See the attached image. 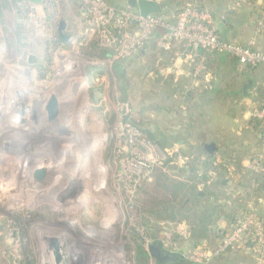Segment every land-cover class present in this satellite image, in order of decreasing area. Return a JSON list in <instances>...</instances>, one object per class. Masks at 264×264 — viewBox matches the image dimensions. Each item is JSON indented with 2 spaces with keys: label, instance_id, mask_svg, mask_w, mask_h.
<instances>
[{
  "label": "rangeland",
  "instance_id": "obj_1",
  "mask_svg": "<svg viewBox=\"0 0 264 264\" xmlns=\"http://www.w3.org/2000/svg\"><path fill=\"white\" fill-rule=\"evenodd\" d=\"M89 1L92 0H0V96L12 86L29 89L32 98L35 93L54 95L63 107L61 114H70L75 120H72L75 125L73 165L92 185L89 194L86 189L81 191L80 185L76 188V193L84 195L78 203L36 204L35 208L42 212L37 211V216L28 218H10V210L0 204V215L10 214L0 219L3 226L0 264H53L43 245L44 236L67 241L71 254L79 258L80 264H139V245L149 253L146 264H158L149 249L153 242H160L170 254L181 255L185 254L181 249L190 244L191 240L184 237L187 235L184 229L177 226L184 221L191 231L194 225L190 221L200 206L194 199L176 198L173 184L190 181L188 166L191 168L195 154L182 147L180 142L187 141L185 138L172 139L171 135L190 126L187 120L193 101L171 94L149 66V53L158 54L157 62H160L158 59L166 61V53L159 54L153 48L151 52L144 49L147 53L142 55V48L130 56L115 59L93 55L99 47L115 44L102 41L101 34H107L108 27L99 26L101 21L89 15ZM173 1L177 4L170 7V12L179 3L190 4L196 0ZM108 3L126 6V0H108ZM166 17L173 23V17ZM61 21L66 40L59 37ZM256 28L260 31L257 24ZM126 31L134 35L144 32L136 25ZM187 56L194 72L195 56ZM94 67L98 70H93ZM159 67L164 74L160 75L167 79L172 70L162 64ZM202 112L189 120L193 123L190 127L196 133L213 134L208 142L215 143L218 158L224 154L222 151L248 158L237 153L236 148L264 155L259 135L253 130L249 133L239 129L242 121V115H237L239 108L234 112L230 106L208 104ZM149 133L156 140L170 144L161 148L148 137ZM237 138L241 141L236 142ZM244 159L242 164L252 168L250 159L246 164ZM235 178L237 173L226 176L225 189L210 188L216 196L206 201L219 206L214 213L211 234L216 230L227 233L234 222L251 210L264 222V207L259 205L264 199L256 202L253 194L236 185ZM208 186L198 188L206 192ZM166 204L180 208L176 218H170L164 208ZM10 225L19 229L21 238V245L15 251L7 234ZM257 253L254 245L250 250H245V246L234 247L228 254V264H264ZM165 260L173 262L170 257Z\"/></svg>",
  "mask_w": 264,
  "mask_h": 264
},
{
  "label": "built area",
  "instance_id": "obj_2",
  "mask_svg": "<svg viewBox=\"0 0 264 264\" xmlns=\"http://www.w3.org/2000/svg\"><path fill=\"white\" fill-rule=\"evenodd\" d=\"M151 1L161 3V0ZM89 2V15L93 16V20L101 21L99 26L108 27L107 34L103 32L101 36L105 44H115L109 47L113 49V59L138 52L148 42L150 36L153 37L154 31L161 28L164 33L159 41L160 46L168 49L172 39L189 46L187 54L195 56L196 59L194 77H201L206 73L205 58H196L200 48L227 53L241 64L264 66V51L252 44L243 46L220 39L211 14L207 10H198L191 3L178 13L175 22L172 23L162 14L142 16L138 10L128 5L117 8L110 5L108 0ZM245 5L257 7L256 24L259 28L263 27L264 0H234L230 10ZM135 25L144 30L142 35L126 31L128 27ZM20 89L25 95L26 103L34 105L37 109L40 124L33 134L16 137L17 132L9 130L3 122L5 110L3 96H6V92L0 96L3 101L0 109V204L6 205L11 213L0 215V219L8 218V215L10 218L37 216V213L42 211L37 210L35 205L47 201H53L58 206L63 203H78L79 199L83 200L84 195L76 193L78 192L76 188L80 185L81 191L86 189L89 194L92 186L91 181L87 180V177L84 179L78 168L73 165L75 120L70 114L65 116L61 114L63 107L59 101L56 118L50 120L46 109L50 96L35 93L32 98L29 89ZM254 116L264 122V108L255 110ZM261 145L264 148V137ZM260 158L251 164L252 169L264 173V165L259 164ZM7 230L10 247L15 251L21 245L19 229L10 225L7 226ZM249 233L257 255L264 259V222L253 210L232 226L215 251L206 245H197L185 252L184 257L196 264H209L215 255L230 247L243 246Z\"/></svg>",
  "mask_w": 264,
  "mask_h": 264
},
{
  "label": "crops",
  "instance_id": "obj_3",
  "mask_svg": "<svg viewBox=\"0 0 264 264\" xmlns=\"http://www.w3.org/2000/svg\"><path fill=\"white\" fill-rule=\"evenodd\" d=\"M167 1L168 0H161V4ZM196 1L203 3L205 9L213 14L214 23L220 39L243 46L252 44L255 48L264 51V32L257 31L256 20L258 18V9L255 5H245L235 8L234 10H230L234 0ZM177 50L178 51L171 50V57L166 60L167 70H172L166 77H168L167 79L170 81L169 90L171 91V94H179L185 100L190 102L193 101L189 106V120H192L193 118L196 119V115L199 116L203 114L204 112H202V108L208 104L220 106L222 108L230 106L234 109V112H236L237 108H239L240 112L237 115H242L241 126L239 129H245L251 133L253 128L252 119L254 118L253 112H255L254 109L260 105V101L257 100V94L259 92V88L264 86V66L254 67L241 64L236 58L228 54L218 52L211 55L213 57V65L210 69L211 71L206 72L204 74L205 76L194 77L192 74L193 65L190 63V58L187 54L185 55L181 52V47ZM158 61L161 60L158 59ZM160 73L163 74L162 71H160ZM234 116H236V114ZM189 120H187V123L192 126L193 123ZM238 120L239 119L236 117L235 122H238ZM190 126L185 127L182 130H176L174 133L171 131L172 139H178V137L185 138L187 141L184 140L185 142H180L183 143L182 147L189 150L190 153L195 154H192L193 156H202L203 159L204 156L202 154L204 152L208 153L205 149V145L209 142L200 143L197 139L196 130H194V127ZM188 130L189 132H186ZM238 133L240 134L239 131ZM210 136L213 139L212 133H210ZM210 136L208 137L210 138ZM188 140H194V142L189 143ZM237 141H241V138H237L236 142ZM239 143L240 142H238V144ZM227 146L228 145H226V147ZM245 149L246 148H236L237 153L248 157L246 158L243 156V159L245 158L244 161H246L244 164H246L247 160L256 154L255 152L252 153L250 150ZM215 153L216 151L208 154L216 155L218 151L216 154ZM223 153L225 152L222 151L221 154ZM229 172L236 174L234 169L231 168L229 169ZM237 178H235L236 185L239 188L244 189L238 184V175ZM227 183L228 182L223 179L220 186L225 189L227 187ZM259 205L264 207V200L259 203ZM168 224L171 225L169 222ZM179 226L184 229V233L188 235H184V237L191 240L189 246L187 245L188 248L181 249L182 253L184 251L186 252L188 249L194 248L197 245H206L209 247V244L205 239H200L194 234L195 231L199 230L201 225L197 224L196 226H193L191 231L184 221L177 227ZM187 230L189 231L188 233ZM219 231L222 232L221 230ZM248 242L252 246V242L250 240H248ZM250 249L252 248L245 247V250ZM182 256L184 257V254H182ZM209 264H211V262Z\"/></svg>",
  "mask_w": 264,
  "mask_h": 264
},
{
  "label": "trees",
  "instance_id": "obj_4",
  "mask_svg": "<svg viewBox=\"0 0 264 264\" xmlns=\"http://www.w3.org/2000/svg\"><path fill=\"white\" fill-rule=\"evenodd\" d=\"M176 1L171 0V2L167 1L162 4L163 10L162 15L164 16H171L173 17L172 21L175 22V19L178 15V13L187 5L186 3H179L176 10L173 12H170L169 9L172 7V5L177 4ZM192 6L197 8L198 10L206 11L205 6L203 3L194 1L191 3ZM117 8H121L122 6H115ZM260 32H264V26L260 28ZM164 33V30L161 28H158L154 31L153 37L145 43L143 49L140 51L141 54H145L146 52H143L144 49H148L149 52H151V49H157L159 54L166 53V60L171 57V50L172 51H178L177 49H180L183 54H187L190 50L189 46H187L184 42H179L175 39L170 40L169 42V49L164 50L160 44V38L162 34ZM96 45V44H94ZM99 47V46H98ZM214 53H218L216 50L211 49H205L200 48L197 52V59L204 57L205 58V72L211 71L213 65V55ZM220 53V52H219ZM150 58L148 59L149 66L154 70V73L158 76V81H161L163 84L170 86L167 79H164L160 75V65L166 67L167 62L166 61H160L157 62L158 54L155 55V53H149ZM227 54V53H225ZM93 55L98 56L100 58H111L113 55V49L112 48H106V47H99ZM229 55V54H228ZM251 66V65H249ZM256 67V66H254ZM95 71L98 70V67H94ZM170 89V88H169ZM258 92V91H257ZM257 100L260 101V105L256 108V110H260L264 108V86H261L259 88V92L257 94ZM252 119V130L253 132L257 133L259 135V143L262 142L264 137V122L255 117L253 115ZM209 132V131H208ZM208 132H197V139L200 143H206L209 140ZM148 137L156 144H158L161 148H165L170 144V142H164V141H158L154 138L152 134H148ZM235 154L226 152L221 157L218 158L216 155H210L206 153V156L202 159V156H193L192 157V166L189 168V172L191 173V176H189L188 180L189 182H181V181H175L173 186L176 189V192L174 193V196L177 198L184 196L188 201L194 199V202L197 206H200V211L196 214H194L193 219L190 221L192 225L196 226L201 225L199 230L195 231V236H197L200 239H205L209 247L212 251H215L222 240V237L226 234L225 231H218L216 230L213 234L212 233V224L215 220L214 213H216L217 210H219V206L217 203H209L208 200L210 197L216 196V192L213 189V187L220 186L221 181L223 179H226V176L228 174H231L229 172V169H234V171L239 176L238 184L241 185L246 191L250 192L255 196L257 199L256 202L264 199V173L261 171H256L252 169L251 167H245L242 164L243 158L234 157ZM260 155H254L250 158L251 163H253L256 159H259ZM196 162H199L195 165ZM201 163V165H200ZM259 164L262 166L264 165V155L259 160ZM191 165V164H190ZM217 184V185H216ZM209 185V186H208ZM216 185V186H215ZM199 186L207 187L208 189L206 192L204 190L198 188ZM171 191V189H170ZM214 191V192H213ZM175 198V199H176ZM166 207V210H168L170 214V218L174 219L176 218V214H179L180 208H177L175 204H166L164 208ZM186 218V217H182ZM235 223H233L234 226ZM246 241L243 246L247 248H252L248 240L251 239L250 233L246 236ZM160 245V247L163 248L160 242L155 241L152 244ZM235 246L230 247L224 252H221L217 255H215L212 260L211 264H228V254L233 252ZM175 257V261L171 264H196L185 257H183L181 254H172ZM149 253L147 250L143 248L142 245L138 246V262L139 264H146L147 259L149 258ZM157 260V259H156ZM158 264H162L157 261Z\"/></svg>",
  "mask_w": 264,
  "mask_h": 264
},
{
  "label": "water",
  "instance_id": "obj_5",
  "mask_svg": "<svg viewBox=\"0 0 264 264\" xmlns=\"http://www.w3.org/2000/svg\"><path fill=\"white\" fill-rule=\"evenodd\" d=\"M127 5L139 11L142 16L150 14H161L163 6L161 3L151 0H126ZM64 22L61 21L58 27L59 37L66 40L63 34ZM47 113L50 120H54L58 113V100L52 95L47 103ZM3 122L5 126L17 132L16 137L23 135H31L40 124V116L34 105L26 103L23 91L18 86H12L5 96V110L3 112ZM205 149L209 153L216 150L215 143H208ZM38 176V174H37ZM43 245L46 253L51 257L53 264H80L77 256L71 254L67 241L60 237L44 236ZM150 252L158 262L162 264H170L165 259L170 257V262L175 261V257L169 252L163 250L160 245L150 244ZM172 263V262H171Z\"/></svg>",
  "mask_w": 264,
  "mask_h": 264
},
{
  "label": "bare ground",
  "instance_id": "obj_6",
  "mask_svg": "<svg viewBox=\"0 0 264 264\" xmlns=\"http://www.w3.org/2000/svg\"><path fill=\"white\" fill-rule=\"evenodd\" d=\"M1 93L4 95V92H1ZM3 97H5V95ZM2 104H3V101L0 99V109H1Z\"/></svg>",
  "mask_w": 264,
  "mask_h": 264
}]
</instances>
